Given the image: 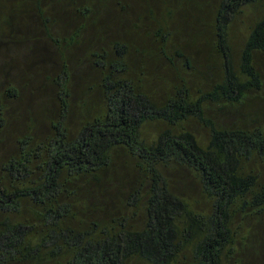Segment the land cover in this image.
<instances>
[{
	"label": "trees",
	"instance_id": "trees-1",
	"mask_svg": "<svg viewBox=\"0 0 264 264\" xmlns=\"http://www.w3.org/2000/svg\"><path fill=\"white\" fill-rule=\"evenodd\" d=\"M201 1H17L61 58L25 128V86L0 87V264L246 263L241 229L264 222V0ZM190 4L211 7L205 27L176 25Z\"/></svg>",
	"mask_w": 264,
	"mask_h": 264
},
{
	"label": "rangeland",
	"instance_id": "rangeland-1",
	"mask_svg": "<svg viewBox=\"0 0 264 264\" xmlns=\"http://www.w3.org/2000/svg\"><path fill=\"white\" fill-rule=\"evenodd\" d=\"M18 0H0V23L5 29L6 34H0V87L6 84L16 83L17 85L25 86L24 102H20V105L14 109L15 116L13 115L14 124L11 126L13 131H18L20 124L23 123L25 128V122L32 116L30 109L39 107V93L41 87L49 85L48 77L54 75L56 70V64L60 60L59 49L56 48L48 38V33L45 32V24L41 17L37 14L31 13H13L12 8L16 7ZM201 5L202 1L199 0ZM205 2L213 0H203ZM175 2V0H172ZM179 8V5L176 6ZM204 6L202 9L196 12L194 8L195 15L187 16L186 10L191 11L192 5L190 7L184 6L179 8V13L182 12L181 18L178 19L176 25L184 29L186 26L189 29L192 24H196L198 21L201 24L200 16L204 13L203 19L206 20L208 14L211 13V7ZM188 11V12H189ZM177 13V14H179ZM50 14V13H49ZM48 14V15H49ZM15 15L16 27L13 28L10 33L9 27L3 23V20L9 18V16ZM46 15V16H48ZM53 13L50 14L52 16ZM76 15V14H75ZM73 17V16H72ZM253 17L251 14H242L240 17L234 20L231 26V34L233 36V44L235 45V55L239 56L238 50L239 46L242 44L246 34L247 27L246 24ZM199 18V20H197ZM184 22V25L183 23ZM192 25V26H191ZM205 27V25H202ZM61 27L64 26V22L57 23L54 26V30L59 34V36L64 33L61 31ZM70 29V27H68ZM10 33V34H9ZM264 60V54L260 57ZM45 70L48 72L47 75L40 73ZM49 90V87H46ZM37 92V97L32 94ZM16 105V106H17ZM33 105V106H32ZM6 135V141H3L4 136L0 137V156L5 152L7 146H9L8 138ZM12 137V136H11ZM174 179L179 192L182 195L199 197V184L192 175L191 172L186 170H179L174 173ZM203 202V200H201ZM200 207H207V204L200 205ZM254 228V233L251 236L250 246L246 248V263L245 264H255V257H259L261 254L257 252L262 251L263 239L264 238V222L259 224L247 223L244 224L241 231L242 235L239 237H246L249 235L248 231ZM255 232H258L257 234ZM249 244V242H248ZM251 253V254H249ZM239 254H244L240 251ZM243 257V256H242ZM247 259H250L249 261Z\"/></svg>",
	"mask_w": 264,
	"mask_h": 264
}]
</instances>
